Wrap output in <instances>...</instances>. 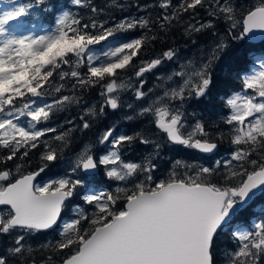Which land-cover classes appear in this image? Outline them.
Here are the masks:
<instances>
[{"label": "snow or ice", "instance_id": "1", "mask_svg": "<svg viewBox=\"0 0 264 264\" xmlns=\"http://www.w3.org/2000/svg\"><path fill=\"white\" fill-rule=\"evenodd\" d=\"M44 2L39 0L40 4ZM75 4L90 7L92 15L85 20L63 12L53 30L38 36L17 34L13 27L22 26V18L29 15L32 4L0 14V236L13 241L0 254V264H23L24 254L34 251L26 246V239L57 229L60 239L55 244L41 243L39 249L62 253L60 264H215L214 246L220 233L248 202L264 194V59L259 61L258 71L242 76L240 91L224 102L230 109L224 123L231 126L230 142L237 147L223 165L225 171L219 174L221 164L217 162L215 168L199 166L195 175L185 172L177 178L173 171L167 178L155 180V166L150 161L126 162L122 153L137 142L153 144L157 149L160 145L142 131L114 135L113 125L99 137L101 145L109 146L106 154L94 156L92 147H85L77 155L71 175L43 181L49 164L60 159L68 147L73 129L58 133L55 127L40 125H47L54 111H63L82 98L64 92L100 89L104 103L99 113L92 107L80 116L82 130L92 126L86 117L103 115L106 108L119 109L118 93L128 86L118 83L120 74L132 70L139 79L176 58L175 48L150 60L142 57L153 42L162 39L156 29L166 33L182 14L190 13L195 20L198 9H204L208 16L228 22L232 40L264 41V0H254L239 14L229 0H181L177 4L160 0L157 6L165 14L157 20L132 17L112 26L96 19L104 9L90 5V0H75ZM113 5L116 0L109 7ZM149 7L145 5L144 9ZM215 27L212 20H197L188 24L185 35L205 30L214 33ZM135 30L142 31L138 36L119 39V34ZM104 44L108 46L102 55L92 52L95 46ZM227 47L221 39L199 69L191 74L173 73L183 78L182 87L166 90L140 108L138 115L150 116L168 143L212 153L218 147L216 141L224 138L223 132L214 134L213 126L200 120L185 132L188 125L182 109L185 101L209 92L213 65ZM81 68L85 70L79 71ZM67 80L72 81L70 87L63 83ZM145 83L141 80L135 89L137 101H144L148 95L143 90ZM50 92L60 95L51 103L38 105L37 98ZM175 101L180 102L177 108L171 106ZM24 116L31 121L28 127L18 122ZM50 135L52 139L47 138ZM37 150L40 163L29 170L31 154ZM185 167L191 170L196 166ZM98 170L125 186L118 185L110 192L89 191L87 183ZM137 174L143 179H133ZM217 175L219 179L214 180ZM81 189L83 202L94 211L88 215L78 210L75 218L63 222L62 214ZM235 238L238 249L232 264H257L264 253V222L256 223L254 231L238 230ZM31 264H36L35 260ZM45 264H54L52 255L47 256Z\"/></svg>", "mask_w": 264, "mask_h": 264}, {"label": "trees", "instance_id": "2", "mask_svg": "<svg viewBox=\"0 0 264 264\" xmlns=\"http://www.w3.org/2000/svg\"><path fill=\"white\" fill-rule=\"evenodd\" d=\"M0 2L4 5H10L12 9L21 4H32L29 15L22 18V26L17 28L14 25L16 30L21 33L31 30L32 28L37 30H53L55 28L56 19L66 11L73 15L78 14L85 20L92 15L90 7L77 6L75 0H45L44 4H40L39 0H0ZM179 2H181V0H172L173 4ZM229 2L237 8V13L239 14L240 11L246 10L248 7L252 6L254 0H229ZM159 3L160 0H116V5H122L123 7H117L116 5L109 7V5H112V0H90V5H95L97 8L104 9L103 12H100L96 16V19L106 21L108 26H112L124 19L132 17L149 16L152 20H157L165 14V10L157 6ZM145 5H151L152 7L145 10ZM197 20L205 23L212 20L216 26L215 32L213 33L211 30H205L201 33H193L191 36L185 35V28L188 24L196 23ZM156 30L162 39L153 42V45L148 48L146 54L142 58L150 60L156 56H160L169 48H175L177 50L176 58L172 61H165L158 68L145 73L142 78L138 79L135 77L132 70L120 74L117 78L118 82L128 78L136 84H139L141 80L146 81L143 90L150 94H148L147 97L160 94L157 90L163 86L162 82L165 81L168 76L172 77L174 72L184 69L181 66L183 63L184 66H187L185 61L188 57L194 55L204 64L207 62L213 48L221 39H224L228 43V47L219 54V59L213 65V84L209 92L199 99L192 98L185 101L182 109L185 114V119L189 122L200 120L213 126L211 127V131H213L214 134L218 132L224 133V138L216 141L218 144L217 152L211 157H204L193 149L172 145L166 141L157 129H155L154 125L151 123L150 116L141 117L138 114L136 116L128 114L125 107L129 104L136 103L138 104L137 107L146 104L147 97L144 101H135V95H131L130 93L131 90L136 89L139 85H133L126 93L119 96L121 101V107L119 109L113 111L110 108H106L103 115L98 114L95 118L86 117L92 125L90 129L87 130L81 129L80 126L82 121L79 118L88 108L94 107L99 113V109L104 103V98L99 94L100 89L97 87L85 92H64L62 94L77 95L82 98L79 100V103L66 105L63 111H54V115L48 121V124L40 125L41 127H55L58 133L73 129L68 137V147L64 149L60 159L49 164L46 172L42 174L43 181L71 175L72 167H70L68 163L74 156L82 152L85 147L91 146L94 156L106 152V149L99 143V137L107 128L113 125H115L116 128L114 135L125 133L133 134L134 132L142 131L160 145L159 149H157L153 144L143 145L137 142L122 153V159L126 162L147 164L148 161H150L151 164L155 166V171L153 172L155 180L167 178L164 174L168 170L175 171L177 178L183 176L185 172L195 175V171L198 169V166L195 165L196 162L209 168H215L217 162H219L221 168L217 170V173L219 174L225 171L221 158L226 154L234 152L237 146L230 142L229 133L231 131V126L224 123V118L230 114V109L225 107L224 102L228 96L234 92L240 91L241 78L245 73H251L253 66L257 64L254 60L256 58L264 59V41L255 44L249 43L246 40H232L229 35L228 22L223 19L217 20L214 17L208 16L204 9H198L195 20L190 13L182 14L180 21H173V26L166 33L159 32L158 29ZM141 31L142 30H135L121 33L119 34V39L122 40L132 36H138ZM104 45H99L96 48L100 49ZM138 59L140 58H137V60ZM136 62L137 61H134V63ZM84 70V68L79 69L81 72ZM173 80H177V76H174ZM63 83L70 87L72 81L67 80ZM58 95L60 94L50 92L44 98H37V104L42 105L44 103H51ZM177 102L180 104L179 101H175V103ZM128 116L133 117V119H127ZM19 122L26 127L27 123L23 118H21ZM47 138L52 139V136L50 135ZM53 143L57 147L60 146V142L53 141ZM178 161L180 163H177ZM39 163L37 150V152L31 154V168L29 170H35ZM172 163H175V169ZM185 165H194L196 167L190 170L187 169ZM133 179L141 180L143 179V175L137 174ZM213 179L218 180L219 175L213 177ZM38 181H40V178H38ZM123 186L125 185L123 184ZM128 186H131V182H129ZM89 187H104L106 192H110L114 191L117 187V182L109 180L107 176L103 174V171L99 170V174L88 182V190ZM83 191V189L79 190V194L74 196L69 202L68 207L62 214L63 222L70 218H75L76 209H81L90 215L91 206L83 202ZM259 222H264V194L257 197L246 209L239 211L228 226L220 233L214 246L215 264H232L234 256L230 253L238 249V243L235 238L237 231H254L255 224ZM59 239L58 229L28 237L26 239V246L33 247L34 251L31 254H24L23 264H31L32 260H35L36 264H45L48 255L53 256L54 264H60L59 257L62 256V253H53L51 251L39 249L41 243L51 241L55 244ZM12 243L11 237L0 236V254H3L6 248L12 246ZM9 259L11 260L13 258L9 257ZM257 264H264V253L260 254L258 257Z\"/></svg>", "mask_w": 264, "mask_h": 264}, {"label": "rangeland", "instance_id": "3", "mask_svg": "<svg viewBox=\"0 0 264 264\" xmlns=\"http://www.w3.org/2000/svg\"><path fill=\"white\" fill-rule=\"evenodd\" d=\"M9 9H12L11 8V6L10 5H4L3 3H1L0 2V14H3V12L4 11H9ZM15 29H16V27L15 26H13ZM17 31V30H16ZM47 31H51L50 29H41V30H37V29H35V28H32L31 30H28V31H26V32H24V33H21V32H19V31H17V34H24V35H36V36H38V35H43V34H45ZM107 44H105L104 46H102L100 49H92V52L94 53V54H97V55H102V53H103V51L104 50H106V48H107ZM261 59H259V58H256L254 61L255 62H257V64H255L254 66H253V69H252V71H251V73L252 72H254V71H258L259 70V61H260ZM186 63H187V66H184V63L182 64V68H184V69H182L181 71H184V72H186L187 74H191V73H193L195 70H197V69H199L200 67H201V65L203 64L198 58H196L194 55H191L190 57H188L187 58V60L185 61ZM178 72H180V71H178ZM169 77V76H168ZM168 77L165 79V81H163L162 82V85L163 86H161L157 91L160 93V94H158V95H156V96H148L147 97V99H146V103H148V102H151V100H153V99H156L157 97H159V96H162L163 95V93L167 90V91H171L172 89H179L180 87H182V85H183V78H181V77H178L177 76V80H173V78H174V75L172 76V79H168ZM194 80L196 79L195 77L193 78ZM119 82H126L127 83V87L125 88V89H123V90H121L119 93H118V95L120 96L121 94H123V93H126L128 90H129V88L130 87H132L133 85H139V84H136V83H134V82H132L130 79H128V78H126V79H122L121 81H119ZM118 82V83H119ZM131 95H135V89H133V90H131ZM149 94V93H148ZM150 95V94H149ZM135 101H137L136 99H135ZM133 105V107L132 108H129L128 106H126L125 108L127 109L126 111L128 112V114H131L132 116H136L138 113H139V111H140V108L142 107V106H139V107H137V105L138 104H132ZM173 108H177V107H179V103L177 102V103H175V102H173L172 103V105H171ZM21 118H23L24 120H25V122L27 123L26 124V127H28L29 125H30V123H31V121H30V119L28 118V117H26V116H24V117H21ZM20 118V119H21ZM19 122V121H18ZM186 122H187V125H188V127H186L185 129H184V131L185 132H187V131H189L190 129H191V126L195 123L194 121L193 122H189L188 120H186ZM22 126H24L21 122H19ZM103 146V145H102ZM103 148H105L106 149V152H103V154H100V155H104V154H106L108 151H109V146L108 145H104L103 146ZM84 150V149H83ZM82 150V151H83ZM81 153V152H80ZM233 153L234 152H232V153H230V154H226V155H224V156H222V158H221V161H222V163H223V165L224 164H226L227 163V161L228 160H230L231 159V156L233 155ZM78 155V154H77ZM77 155L76 156H74L73 158H72V160L68 163V165H70V167H74V164H75V160H76V157H77ZM219 161V160H218ZM173 165H174V169L176 168V166H175V163H172ZM195 165L196 166H203V165H200L198 162H196L195 163ZM180 166V165H179ZM181 167V166H180ZM72 171V170H71ZM173 171H170V170H168L164 175H166L167 177H168V175L170 174V173H172ZM117 182V186L119 185V186H123V184H124V182H118V181H116ZM88 184V183H87ZM89 191H91V192H96V193H100V192H106V189H104V187H102V188H90L89 187ZM91 209H90V215H91V213L94 211V209L92 208V206L90 207ZM78 210H81V209H76V213H77V211ZM86 214H87V212H85ZM73 218H70V219H68V220H66V221H64V222H70L71 220H72ZM242 231H244V230H242ZM234 253H235V251H232V253H230L232 256H234Z\"/></svg>", "mask_w": 264, "mask_h": 264}, {"label": "water", "instance_id": "4", "mask_svg": "<svg viewBox=\"0 0 264 264\" xmlns=\"http://www.w3.org/2000/svg\"><path fill=\"white\" fill-rule=\"evenodd\" d=\"M247 42H249V43H259V42H261V41H257V40H248V39H245ZM99 45H97V46H95V47H98ZM94 47V48H95ZM104 146V145H103ZM175 146H178V145H175ZM193 150H195V149H193ZM217 150H218V147H217V149L216 150H214V152H212V153H201V152H199V151H197V150H195L199 155H201V156H204V157H211V156H213L216 152H217ZM99 173V170L96 172V173H94V174H91L92 176H95V175H97ZM261 194H259V195H257L255 198H253V200L252 201H250V202H248V204H247V207L248 206H250L252 203H253V201L257 198V197H259ZM239 207V206H238ZM246 207V208H247ZM246 208H244V209H246ZM243 209V210H244ZM233 219V218H232ZM231 222V221H230ZM229 222V223H230ZM51 231V230H50Z\"/></svg>", "mask_w": 264, "mask_h": 264}, {"label": "bare ground", "instance_id": "5", "mask_svg": "<svg viewBox=\"0 0 264 264\" xmlns=\"http://www.w3.org/2000/svg\"><path fill=\"white\" fill-rule=\"evenodd\" d=\"M103 154V153H102ZM52 231V230H51Z\"/></svg>", "mask_w": 264, "mask_h": 264}]
</instances>
